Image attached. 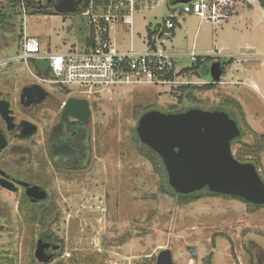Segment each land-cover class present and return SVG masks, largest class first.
Returning a JSON list of instances; mask_svg holds the SVG:
<instances>
[{
  "label": "rangeland",
  "instance_id": "1",
  "mask_svg": "<svg viewBox=\"0 0 264 264\" xmlns=\"http://www.w3.org/2000/svg\"><path fill=\"white\" fill-rule=\"evenodd\" d=\"M95 1L106 9L110 0ZM89 9L91 13L97 11L93 5ZM181 9L182 4L165 2L151 11H135V50L142 49L147 30L159 29L173 12L178 24L175 35L168 36L164 45L169 52L187 53L175 58L177 70L195 66L190 52L208 53L214 49L215 38L229 54H245L248 59L220 60L230 64L212 89L204 88L209 81L205 79L207 68L202 65L197 74H181L170 86L125 87L90 101L93 128L89 168L56 174L42 212L17 194L4 192L0 196V203L7 207L8 221L14 224L11 230L3 231L8 234H0V264H40L33 254L37 237L45 233L62 247L48 264H145L153 262L163 250L171 252L174 264H264L263 206L206 191L187 198L195 201L182 204L183 199L172 192L163 194L159 190L163 177L154 171L148 161L150 154L136 140L138 118L146 110L166 114L186 108L223 110L236 122L242 137L233 145V157L257 162V172L264 181V8L251 10L240 2L233 19L220 26L182 15ZM61 16L27 10L25 18L15 19V28L6 24L7 31L0 32V61L21 52L23 30L29 36L46 37L52 52H62L55 47L68 38L79 37L88 17ZM116 30L114 26L112 32ZM164 37L158 32L157 42ZM243 44H250L252 51L245 52ZM37 79L30 62L27 66L13 62L0 69V84L11 93L24 84H39ZM42 86L64 97L60 89ZM185 86L194 89V101L181 97L179 88ZM14 95L13 108L17 110ZM41 113L32 115L40 123ZM30 213L38 214L40 220L30 219Z\"/></svg>",
  "mask_w": 264,
  "mask_h": 264
},
{
  "label": "water",
  "instance_id": "2",
  "mask_svg": "<svg viewBox=\"0 0 264 264\" xmlns=\"http://www.w3.org/2000/svg\"><path fill=\"white\" fill-rule=\"evenodd\" d=\"M52 2L49 14H82L89 0H46ZM192 0H171V4H185ZM32 12H41L33 0H24ZM209 83H216L223 73L221 61L206 64ZM20 108L32 111L35 107L61 106L59 98L47 92L38 83L21 86ZM70 114L86 126L91 110L85 99L68 98L64 115ZM136 133L141 143L155 152L163 161L168 180L179 195L190 194L207 187L210 191L235 196L256 206H264V184L250 163H240L231 152L230 143L240 137L236 122L224 111L190 109L184 113L166 114L156 110L146 112L138 121ZM6 144L0 131V151ZM31 201H43L45 193L35 185H24ZM39 193V194H38ZM40 195V196H38ZM42 195V196H41ZM49 254H46V250ZM61 248L38 242L35 257L47 262ZM154 264H174L169 250L156 256Z\"/></svg>",
  "mask_w": 264,
  "mask_h": 264
},
{
  "label": "built area",
  "instance_id": "3",
  "mask_svg": "<svg viewBox=\"0 0 264 264\" xmlns=\"http://www.w3.org/2000/svg\"><path fill=\"white\" fill-rule=\"evenodd\" d=\"M19 1V9L23 18L27 13L24 0ZM166 0H141L147 10H153ZM247 0H192L182 4L180 14L196 16L200 21L218 25L228 20L235 12L240 2ZM82 12L88 17L93 28L91 46L83 51H68L60 54H46L41 50L37 37L29 36L23 30L20 38V53L9 60L0 61V69L10 63H25L32 60H45L48 63L50 76L38 78L40 85L48 84L62 91L68 96L83 95L82 99L88 102L102 98L125 87L170 86L177 83L182 70H177L175 55L169 53L164 43L175 29L177 20L170 12L166 21L159 29L151 31L146 36L145 48L136 51L132 47L126 52H120L109 39L110 30L118 23L131 29L133 13L137 0H113L105 14L96 15L90 11V6ZM112 7V8H111ZM111 8V9H110ZM125 10L118 14L116 10ZM112 10V11H111ZM158 32L165 36L157 42ZM221 54L212 52L209 56L197 55L191 51L192 61L204 62L207 57L218 58ZM237 62L248 59L247 56L234 58ZM188 84V82H185Z\"/></svg>",
  "mask_w": 264,
  "mask_h": 264
},
{
  "label": "flooded vegetation",
  "instance_id": "4",
  "mask_svg": "<svg viewBox=\"0 0 264 264\" xmlns=\"http://www.w3.org/2000/svg\"><path fill=\"white\" fill-rule=\"evenodd\" d=\"M33 1L35 7H41V12H47L52 7V2L47 3L46 0ZM224 68L223 64V72L225 71ZM20 89L21 87L15 93H11L5 86L3 87L0 84V131L6 141L4 148L0 151V196L5 195V193L17 194L24 199V203L30 204L31 208L41 211L43 205L50 199V183L54 182L56 174H71L89 168L92 160V118L90 116V121L86 126L81 120L72 115L66 113L64 115L66 101L68 98H78L75 96L61 97L53 94L59 98L60 107L49 104L35 107L29 112L23 111L19 104ZM13 94L16 96L18 111L13 108V100H15ZM37 112L38 114L42 112V123L35 121L32 116ZM241 138L231 141V152L233 145L239 142ZM25 184L39 187L45 193L46 199L31 201ZM6 209L7 207L0 203V234H8V232L3 231L5 229L11 230L14 227V224L8 221ZM29 216L33 221L40 220L38 214L30 213ZM40 216L42 215L40 214ZM36 224L39 228H42L40 222ZM39 241L44 245H55L62 248L61 245L46 233L39 234L37 237L33 254L35 260L40 264L51 263L59 252L53 254L47 262H39L35 257ZM49 250H46V254H49Z\"/></svg>",
  "mask_w": 264,
  "mask_h": 264
},
{
  "label": "crops",
  "instance_id": "5",
  "mask_svg": "<svg viewBox=\"0 0 264 264\" xmlns=\"http://www.w3.org/2000/svg\"><path fill=\"white\" fill-rule=\"evenodd\" d=\"M90 3L93 5V8L95 10H97L96 12L92 13V14H96V15H101V14H105L109 9V6L111 4V1L113 0H110L107 5H106V9H104L101 5H99L95 0H89ZM165 2H171V0H166ZM164 2V3H165ZM163 3V4H164ZM248 8H250L251 10H254L255 7H257L259 10H261V5L259 4L258 0H247L244 2ZM162 5V4H161ZM112 8V7H111ZM110 8V9H111ZM112 11V10H111ZM118 11L117 13L118 14H124L126 13L125 10H116ZM135 11H142V12H147V11H151V10H147L144 3H141V0H137V5H136V8H135ZM134 11V12H135ZM40 12V11H39ZM44 13L45 15H51L49 14L48 12H42ZM54 15H57V14H54ZM82 15V14H80ZM134 15V13H133ZM234 15V14H233ZM232 15V16H233ZM84 16V15H82ZM231 16V18H232ZM63 19H65L66 17L64 15L61 16ZM133 18V17H132ZM233 19V18H232ZM240 19V18H239ZM134 20V18H133ZM227 21V20H226ZM225 22V21H224ZM222 22V23H224ZM222 23L218 24V25H215V26H220ZM117 30L115 32H112L113 28L110 30L109 32V39L111 41V43L118 49V51L120 52H126L128 51L131 47L135 50L134 48V43H133V32H132V26H133V22H132V26H131V29L128 27V26H125V25H122L121 23H118L115 25ZM92 26L90 25L89 23V20L87 21V24L86 26L84 27V29L82 30L83 33H81V35H79V37H76L75 39H73L72 37L69 39H66L64 41H62L61 45H57L55 47V50L56 51H62V52H52V49L51 47L48 45H46V37H37L39 42H40V45H41V50H42V53L44 55L46 54H60V53H66L68 51H71V50H74V51H83L85 50L87 47L91 46V43H92V37H93V28H91ZM147 34H149L151 31L148 29L147 30ZM175 35V34H174ZM173 35V36H174ZM147 36V35H146ZM146 36L142 38V49L141 50H136V51H142L144 50L145 48V45H144V42L146 40ZM128 37V42H126V38ZM49 40H50V37H48ZM168 40V39H167ZM218 38H215L214 39V42H215V46H214V49L213 50H210L208 51V53L206 52H202V53H206V54H201L200 56H209V54H211L212 52H218L220 53L221 55L218 57V58H211V57H208L206 62H216V61H220V60H223V59H227L229 61H231L232 59L234 58H237V57H242V56H246L245 54H242L240 56H233L232 54H229L227 52V48L226 47H223L222 43H218ZM167 42V41H166ZM68 43V44H67ZM217 43L219 45H217ZM163 47L166 49L165 45H163ZM243 48H245L244 50H246L245 52L247 51H252V49L250 48V44H243ZM66 49V50H65ZM65 50V51H63ZM167 50V49H166ZM241 50V49H240ZM168 51V50H167ZM169 52V51H168ZM171 53L172 55H175L176 58L177 57H181V56H184L186 55L185 53H173V52H169ZM243 53V52H242ZM248 57V56H247ZM222 58V59H220ZM207 63V64H209ZM227 63L229 62H223V64H225V68L227 67ZM206 64V63H205ZM205 64H203V66H205ZM190 67V66H189ZM184 69V68H183ZM182 70V69H181ZM225 72V71H224ZM223 72V73H224ZM222 73V74H223ZM40 85V84H39ZM41 87H43L41 85ZM252 88H254V85L251 86ZM44 89V88H43ZM47 91V90H46ZM66 97H68V94L67 95H64Z\"/></svg>",
  "mask_w": 264,
  "mask_h": 264
},
{
  "label": "trees",
  "instance_id": "6",
  "mask_svg": "<svg viewBox=\"0 0 264 264\" xmlns=\"http://www.w3.org/2000/svg\"><path fill=\"white\" fill-rule=\"evenodd\" d=\"M259 4L261 5L262 8H264V1L263 0H258ZM29 10V9H28ZM30 11V10H29ZM21 14V11L19 9V1L18 0H0V32H6V24H13L12 27L15 28L16 25V20ZM175 21V25L178 24L177 20ZM92 28V27H91ZM174 30L170 31V35L173 37L174 35ZM92 44V43H91ZM31 64V67L33 69L34 74L38 77V78H43V77H49L50 76V71H49V67H48V63L45 60H32L29 61ZM205 64V63H204ZM230 64V62L228 63ZM203 65V63L200 60H197L195 62V66L191 65L188 68H184L181 71V74H185L186 72H192L197 74V69L199 67H201ZM225 65V64H224ZM215 85L213 83H208L205 84L204 88L205 89H212ZM189 86H185V87H180L179 90L182 92L181 93V97L182 98H186L188 100H193L194 101V96H193V88H191V90H188ZM62 91V90H61ZM64 93V95H67L68 92L62 91ZM180 97V100H181ZM191 108H186L185 110L181 111H174L172 110L171 113L176 114V113H184L187 110H189ZM150 110H146L143 113L140 114L139 119L141 118V116H143L146 112H148ZM170 114V113H169ZM138 124V122H137ZM137 127V126H136ZM135 136H136V140L142 145V147L144 149H146L148 151V154H150V156L148 157V161L150 162V164L152 165L153 169L155 172L157 173H161V176L163 177V184L160 186L159 190L163 193V194H167L169 192H172L174 196L178 197L179 199H183L182 204H188L191 203L195 200H191V199H187L189 197H193L198 195L199 193H202L204 191L208 192L210 195H219L218 193L212 192L210 191L207 187H204L202 189H200L199 191L190 193V194H183V195H179L177 193H175V191L172 189L169 180H168V174L166 171V168L164 166V163L162 161V159L152 150H150L147 146H145L143 143L140 142V140L138 139L137 133L135 132ZM239 162H244V161H240L239 159H236ZM250 164H252L255 168V170L257 171V162L254 161H250ZM263 184L264 181L263 179H261ZM232 198L239 200L243 203H246L248 205H250L251 203L246 202L238 197L235 196H231ZM185 199V200H184ZM251 206H255L254 204H251ZM255 207H260V206H255ZM264 207V206H263ZM148 260H144V262H147ZM155 262V260L153 262L150 263H145V264H153ZM210 264V263H208Z\"/></svg>",
  "mask_w": 264,
  "mask_h": 264
}]
</instances>
